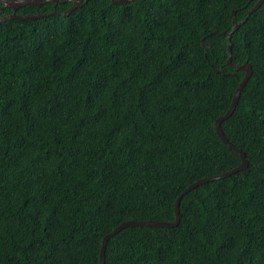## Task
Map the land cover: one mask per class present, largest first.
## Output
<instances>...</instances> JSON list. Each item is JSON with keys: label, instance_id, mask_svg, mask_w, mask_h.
<instances>
[{"label": "trees", "instance_id": "obj_1", "mask_svg": "<svg viewBox=\"0 0 264 264\" xmlns=\"http://www.w3.org/2000/svg\"><path fill=\"white\" fill-rule=\"evenodd\" d=\"M257 1L88 0L0 23V264H99L121 223L173 222L186 188L240 164L214 122L244 72L215 32ZM230 43L252 76L221 130L247 168L184 195L177 226L111 237L104 264H264V2Z\"/></svg>", "mask_w": 264, "mask_h": 264}, {"label": "water", "instance_id": "obj_2", "mask_svg": "<svg viewBox=\"0 0 264 264\" xmlns=\"http://www.w3.org/2000/svg\"><path fill=\"white\" fill-rule=\"evenodd\" d=\"M87 1L88 0H71V6L68 8V10H66L62 14L57 13V12H51L49 14H35V15L21 16V15H16L15 13L19 8H21L23 6L41 7L43 4H45L47 2H51L55 5V4L59 3V0H0V4L2 5V9L10 10L12 12L11 14H8L5 17H0V23L1 22H7L10 20H37V19H42L45 17L52 16V15H60V16L65 17V16H68L73 10L79 8L82 3H86ZM127 1H129V0H111V2L113 4H123ZM263 2H264V0H258L256 2V4L253 6V8L247 12L246 18L251 13L256 11L262 5ZM234 14H235V11L232 12V16H234ZM245 19L241 20L239 23L235 24L229 33H227V32H221V33L215 32V34H217L219 36H225L226 37V43H227L226 53H227V57H228L227 61H226L227 66L230 67L234 71H243L244 72V77L234 92L231 104H230L227 112L223 116L217 118L214 122V129H215V133H216L218 139L226 147H228L230 150H232L238 156V158L240 160V164L236 168H234L228 172H225L223 174L213 176L210 178L201 179V180L193 183L192 185H190L188 188H186L175 201V204H174V221L173 222L127 221V222L121 223L111 233L107 234L102 239L100 252H99V264H104V252H105V248H106L108 240L111 237H113L114 235H116L117 233H119L120 231H122L126 228H136V227H154V228H172V227H175L178 225V222H179V203H180L181 198L184 195H186L188 192H190L191 190L195 189L196 187H198L200 185H203V184H206V183H209L212 181H216V180H221L223 178L234 175L237 172L243 171L247 168V161L245 159V155L241 151H239L237 148H235L232 144H230L228 142V140L224 137L222 130H221V123L224 120L228 119L232 115V113H233V111L237 105V102L239 100L241 90L243 89V87L246 85V83L248 82V80L252 76V70L248 64L244 63L242 65H235L231 61V43H230L231 35L233 32H235L239 28V26H241L245 22ZM203 39L204 38H202V40H201L202 46L204 43ZM213 72L218 73V71L214 70V69H213Z\"/></svg>", "mask_w": 264, "mask_h": 264}, {"label": "flooded vegetation", "instance_id": "obj_3", "mask_svg": "<svg viewBox=\"0 0 264 264\" xmlns=\"http://www.w3.org/2000/svg\"><path fill=\"white\" fill-rule=\"evenodd\" d=\"M65 1H70L71 2V0H65ZM59 2H62V1H60L59 0ZM128 2V1H127ZM56 5V4H55ZM6 9H2V5L0 4V17H5V16H7L8 14H6L4 11H5ZM8 11H10V10H8ZM12 13V12H11Z\"/></svg>", "mask_w": 264, "mask_h": 264}]
</instances>
